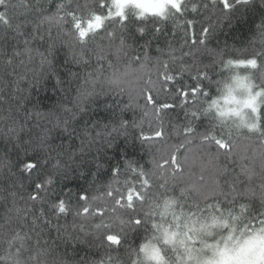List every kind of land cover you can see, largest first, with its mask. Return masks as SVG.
Masks as SVG:
<instances>
[{
  "label": "trees",
  "instance_id": "trees-1",
  "mask_svg": "<svg viewBox=\"0 0 264 264\" xmlns=\"http://www.w3.org/2000/svg\"><path fill=\"white\" fill-rule=\"evenodd\" d=\"M184 2L188 10L181 14L177 10L166 19L133 14L121 24L107 18L110 5L101 8V0H10L16 7L0 20V264H12L17 247L19 264H33L32 256L35 264H120L140 244L144 227H127L123 220L143 213L137 207L121 215L115 205L140 178L128 166L138 164L145 173L158 143L143 140L141 133L153 137L159 121L143 115L130 96L111 89V80L120 75L114 67H125L124 75L159 70L162 94L150 93L153 103L173 107L157 111L163 136L155 140L175 142L190 134L185 129L202 112L206 90H219L238 71L229 61H244L264 49V0H230V8L220 0L215 8L212 0ZM85 3L91 13L105 17L87 45L73 39L74 24L67 15L74 12L86 26L90 14L77 10ZM166 75L175 79L164 81ZM253 79L263 94L261 108L264 67ZM181 88L189 90L187 98L179 95ZM258 119L255 131L227 133L234 143L230 150L221 149L225 157L208 203L250 212L264 208L260 109ZM204 127L201 121L199 128ZM38 157L48 161L41 183L52 181L39 193L36 178L22 168L25 160ZM94 157L98 163L90 161ZM84 195L87 200L81 199ZM129 197L134 196H125L130 203ZM200 199L193 197L186 206L194 209ZM59 200L67 204L65 213L54 207ZM117 226L125 232L112 244L105 236Z\"/></svg>",
  "mask_w": 264,
  "mask_h": 264
},
{
  "label": "clouds",
  "instance_id": "clouds-1",
  "mask_svg": "<svg viewBox=\"0 0 264 264\" xmlns=\"http://www.w3.org/2000/svg\"><path fill=\"white\" fill-rule=\"evenodd\" d=\"M109 5L113 12L119 10L118 6H112L111 0L105 8ZM176 11L168 5L162 13L155 14L144 6L129 4L123 14L127 19L133 14L142 19H166ZM88 43L90 39L86 45ZM261 67L264 60L258 58L256 69L241 68L233 72L219 90L207 89V102L190 126V134L175 142L168 138L159 142L154 155L148 158L144 177L140 176L127 189L123 200L116 201V210L121 215L129 210L135 212L139 207L143 214L126 216L123 223L127 227L139 225L145 229L140 244L131 249L127 261L120 260V264H264V224L261 223L264 208L250 212L244 207L224 209L219 203L207 202L216 194L211 186L216 183L218 163L225 157L215 139L219 137L232 146L234 140L228 132L257 130L248 127L253 120L247 105L256 98L258 81L253 77ZM135 69H139V64ZM117 70L120 75L111 80V89L130 96L143 115L151 114L154 106H149L146 96L149 92L155 97L162 94L159 70H133L128 75H124L125 67L117 65L113 71ZM260 112L259 130L264 131V104ZM201 121L205 123L203 130L199 128ZM173 155L179 170L170 164L159 167ZM90 161L98 163L99 157ZM135 168L139 170V165ZM144 178L148 181L147 187L143 184ZM129 195L134 196L130 203L125 200ZM200 196L202 199L194 209L186 206L189 199ZM124 232V228L117 226L109 234L122 239Z\"/></svg>",
  "mask_w": 264,
  "mask_h": 264
},
{
  "label": "snow or ice",
  "instance_id": "snow-or-ice-1",
  "mask_svg": "<svg viewBox=\"0 0 264 264\" xmlns=\"http://www.w3.org/2000/svg\"><path fill=\"white\" fill-rule=\"evenodd\" d=\"M220 2H222L225 7H231V3L230 0H220ZM238 3H242V2H247V0H237ZM212 4L213 7L215 8V6L217 5V0H212ZM13 7L15 8L16 5L15 4H11L10 5V0H0V7H2L4 9V11H0V20H4L5 17L7 16V10L9 7ZM112 6L115 7L117 6V0H112ZM100 7L104 8L105 7V3L103 2V0H101L100 3ZM204 7H207V5H204ZM77 10L81 11V12H86L88 14H90V18L87 19V27L84 26L83 24V20L81 17H78L74 12H68L67 15L72 17V21L74 24V37L73 39L77 42V43H87L89 39H91L92 37H94L97 33L92 32L93 28L99 29L101 27H103V23H100L98 26L96 25L95 21L97 19L98 16H100V14L97 13H91L90 9H89V5L88 3H85L83 5L81 4H77ZM183 11H187L188 10V5L184 2L181 4L180 8H179V12L180 14ZM191 11L196 12L197 11V4L196 3H192L191 4ZM117 17H119V19H117ZM108 19H117L119 20V22L122 24L123 22H125L127 20V18L124 16L123 13H121L119 16H117L113 11H112V7L109 8L108 10V15H107ZM188 24H191L192 21H187ZM261 27H264V25H262ZM208 32V29H204L202 32V35L206 37ZM113 33H108L109 38L113 37ZM196 41L193 40V43H195ZM200 43H202V40L199 41ZM260 55H264V49H262L261 51L257 52V54L255 56H252L244 61H229V63H241L244 64L247 67L250 68H257L258 66V57ZM205 73H201V76H205ZM175 78L171 75H166L164 76V81H173ZM193 93L195 91H197V89H192L191 90ZM151 92L147 93L146 99L148 104L152 103L154 106V111L151 113L152 116H155V118L159 121V124L157 125V127L155 128V130L153 131V137H148V136H144L143 132L141 133L142 139L143 140H153L156 143L161 142L162 140H155V138H160L163 136V133L161 131L162 127H163V122L160 120V116H157L156 113L157 111L161 112L164 111L166 109L172 108L173 105H170L168 103H161L159 105L153 103V96L150 94ZM179 95L183 98H187L189 95V90L186 88H181L179 89ZM249 128H255L256 125H248ZM186 133H190L191 132V128H187L185 129ZM215 143L217 144V146L220 149H225V150H230V145L228 143L225 142V140L221 139V138H216L215 139ZM48 164V161L44 158H35V159H27L25 160V162L22 165V168L25 172L30 174V177H35V189L37 191V193L41 192L44 190V185L45 184H50L51 178L49 177L47 180H45L43 183H41V180L39 177L41 175H44L45 169H46V165ZM163 164L166 165H171L175 170H179L180 166L176 163V157L175 155H173L171 157V160H164ZM154 165H156V161H154ZM159 167H163L162 164L159 165ZM129 169H131V171L133 173H137L139 172V175L143 178L144 177V173L142 170H138L137 168L129 165L128 166ZM117 173H119V169L116 170ZM143 184L145 187H147L148 185V181L146 178L143 179ZM136 195L139 197V193L137 192ZM37 197L36 196H30L31 200H35ZM87 196L84 195L81 197L82 200H87ZM142 199V197H140ZM121 200L124 199V197L120 198ZM129 201H131V197H129ZM120 201H118L117 203H119ZM54 207L58 208L59 213H65L66 211H68L67 208V204L64 200H59L57 205H54ZM84 213L88 212L87 208L83 209ZM137 223H139V221H137ZM262 224H264V221H261ZM20 239H23L22 237H19ZM16 239V238H14ZM105 239L112 243V244H118L119 243V237L116 235H112V234H108L105 236ZM11 247V246H10ZM21 248L17 247L15 249V252L12 254L15 259L12 260V264H19V254H20ZM0 259H3L2 257H0ZM31 261H33V264H35L37 258L36 256H32L29 258Z\"/></svg>",
  "mask_w": 264,
  "mask_h": 264
},
{
  "label": "rangeland",
  "instance_id": "rangeland-1",
  "mask_svg": "<svg viewBox=\"0 0 264 264\" xmlns=\"http://www.w3.org/2000/svg\"><path fill=\"white\" fill-rule=\"evenodd\" d=\"M182 3L183 0H117V6L119 10L114 13L118 16L121 13H124V8L128 7L129 4H133L136 6H144L147 10L155 14H160L163 12L164 8H166L168 5H172L173 8L179 10ZM109 8H111V6ZM104 19L105 17L98 16L95 21L96 25L98 26L100 23H103ZM85 27H87V24ZM94 31H97V29L93 28L92 32ZM233 65H235L237 70H240V68H247V66L241 63H234ZM254 95L256 98L247 105V108L251 109V119L253 120V123H251L250 125H256V127L252 129H256L258 126V121H259L258 116L260 109L259 106L261 101L263 100L262 99L263 94L260 91H256Z\"/></svg>",
  "mask_w": 264,
  "mask_h": 264
}]
</instances>
